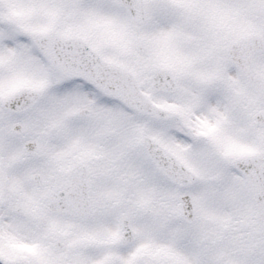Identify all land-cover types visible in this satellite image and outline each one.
<instances>
[{"label": "snow or ice", "instance_id": "1", "mask_svg": "<svg viewBox=\"0 0 264 264\" xmlns=\"http://www.w3.org/2000/svg\"><path fill=\"white\" fill-rule=\"evenodd\" d=\"M0 264H264V0H0Z\"/></svg>", "mask_w": 264, "mask_h": 264}]
</instances>
